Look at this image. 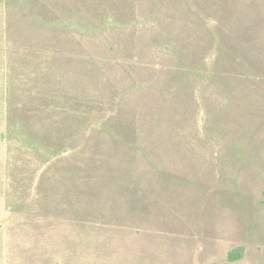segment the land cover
Returning <instances> with one entry per match:
<instances>
[{
	"label": "rangeland",
	"instance_id": "1",
	"mask_svg": "<svg viewBox=\"0 0 264 264\" xmlns=\"http://www.w3.org/2000/svg\"><path fill=\"white\" fill-rule=\"evenodd\" d=\"M49 89L46 161L5 128ZM0 264H264V0H0Z\"/></svg>",
	"mask_w": 264,
	"mask_h": 264
},
{
	"label": "trees",
	"instance_id": "2",
	"mask_svg": "<svg viewBox=\"0 0 264 264\" xmlns=\"http://www.w3.org/2000/svg\"><path fill=\"white\" fill-rule=\"evenodd\" d=\"M48 11L50 13L49 9ZM57 22L59 23L58 18L53 13L52 21L47 24L48 30L58 32ZM42 79L47 81L43 83L48 88L50 77L43 74ZM49 90L45 94L28 96V99L21 100L26 102L19 105L13 99L8 100L5 128L7 138L17 135L16 141L18 139L26 148L46 161L59 155L73 139L75 126L80 123L77 111H81L76 99L53 94ZM87 113L88 111H82L83 116ZM44 127L49 129L42 133L40 130ZM240 251L237 249L229 252L227 260L234 262L240 259Z\"/></svg>",
	"mask_w": 264,
	"mask_h": 264
}]
</instances>
